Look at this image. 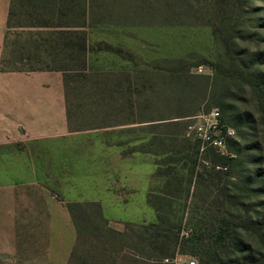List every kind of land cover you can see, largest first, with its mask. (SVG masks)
<instances>
[{
    "label": "rangeland",
    "instance_id": "374dc122",
    "mask_svg": "<svg viewBox=\"0 0 264 264\" xmlns=\"http://www.w3.org/2000/svg\"><path fill=\"white\" fill-rule=\"evenodd\" d=\"M138 1L140 11L137 20L146 21L152 27L140 31V42H146L150 47L149 52H154L146 54L149 58L145 60L146 63L161 68L188 66L190 73L200 79L188 83L186 88L182 85V90L186 92L190 87L200 88V94H206L204 100L200 101V109H206V113L217 109L234 130V137L226 142L228 154L222 156V162L225 159L228 162L227 171L214 174L198 161L190 177L187 174L189 168L181 171L177 166L172 173L176 172L177 182L173 175L155 178L154 164L164 160L163 156H139L129 161L133 144L135 149L144 144V151L149 149L150 136L147 132L150 127L145 124L137 128H124L119 134L117 131H107V134L104 133L105 138L109 137L107 142L99 135L102 131L84 132L108 121L101 120L98 106L87 105L85 94L92 91V85L71 83L67 92L71 124L74 129L84 130L63 137L53 147V155H56L53 159L63 164L60 168L68 167L69 180L67 184H26L18 187V253L10 259L0 256V264H47L44 261V220L48 200L62 203L101 200L105 214L113 218L109 226L122 230L121 220L145 224L155 221L153 208L147 204V194L150 190L157 191L159 186L167 184V180L170 184H198L192 198L186 203L177 202L183 208L178 239L192 240L198 248H206L218 240L219 234L225 239L229 236V253L220 255L221 264H264V95L257 89L259 80L264 82V0H242V8L234 22L222 21L217 17L219 7L210 0ZM223 6L230 9L229 5ZM210 23H215V28L208 25ZM3 62L6 68L14 65L12 61ZM137 62L141 66L143 60ZM241 71H245L244 75L239 73ZM94 79L90 78L89 81ZM96 79L99 81V78ZM51 81L52 92L48 95L55 96V79ZM29 83L20 74L0 73V113L3 110L9 112L14 105L24 101L21 98L24 94L20 91ZM217 100L223 102V109L214 106ZM169 102L174 104L178 101L172 98ZM116 103L119 105L120 101ZM228 105L231 110L227 109ZM116 114L111 116L114 118ZM122 115L119 114L115 120L112 118L110 122L121 121ZM104 143L107 145L104 146ZM108 144L112 146L108 147ZM115 145L123 150L121 167L119 157L111 153ZM153 146L151 150L162 152L161 142H155ZM181 146L184 144H177L178 148ZM205 160L214 165L210 160ZM115 169L121 170L119 176L114 175ZM58 175L67 174L60 172ZM104 176L108 181L104 182ZM154 197L151 196L150 201L157 204ZM183 204H186L185 207ZM76 213L84 234L79 253L85 252L109 264L112 260L114 264H119L120 254L116 252L119 245L115 246L118 242L111 243L106 235V241L101 239V243L94 239L88 230V227L95 225L93 216L86 209ZM218 241L216 244L225 243V240ZM102 242L109 244L107 248ZM179 245V240L174 248L170 245L173 255L168 259L181 256L193 260L195 264H202L186 248L180 254Z\"/></svg>",
    "mask_w": 264,
    "mask_h": 264
},
{
    "label": "crops",
    "instance_id": "0c3cea01",
    "mask_svg": "<svg viewBox=\"0 0 264 264\" xmlns=\"http://www.w3.org/2000/svg\"><path fill=\"white\" fill-rule=\"evenodd\" d=\"M29 1L0 0V61L14 62L6 71H2L0 65V73L20 74L31 83L21 88L23 102L14 105L9 112L3 110L0 113V256L6 259L16 257L18 253V187L26 184H67L68 167L60 168L63 164L54 161L53 147L63 137L84 130L74 129L68 116L64 73L42 69L31 62L80 60L85 62L82 72L85 75L120 77L132 72L127 68V62L148 60L146 54H154L149 52L146 42H140V31L152 27L146 21L137 20L140 11L138 0H32V5L27 4ZM32 12L35 15L29 16L28 13ZM18 61L30 64L19 65L16 64ZM51 78L55 79V96L48 95L52 92ZM102 124L84 132L102 131L99 135L107 142L109 137L104 136L107 131L119 134L124 128L145 125L136 121L124 123L122 120ZM111 146L108 144V147ZM113 149L111 153L119 157L121 167L122 147L115 145ZM149 155L153 157L149 152H131L129 161ZM60 172L67 175L59 176ZM113 172L119 176L121 170ZM72 203H97L104 218L113 221L105 214L101 200L63 203L48 200L44 220V261L47 264L68 263L76 240V230L67 209V205Z\"/></svg>",
    "mask_w": 264,
    "mask_h": 264
},
{
    "label": "trees",
    "instance_id": "16d2710c",
    "mask_svg": "<svg viewBox=\"0 0 264 264\" xmlns=\"http://www.w3.org/2000/svg\"><path fill=\"white\" fill-rule=\"evenodd\" d=\"M210 1L215 2L219 7L216 16H219L222 21L234 22V19L238 17L240 8H242L240 5L242 0ZM27 4L32 5L34 2L30 0ZM42 5L45 4L42 3ZM223 5H229L230 9L228 10L227 6ZM33 13H28V15L34 16L35 14ZM9 16L11 20V13ZM9 16L8 25L10 23ZM208 25L215 28L216 24L210 23ZM23 63L26 65L30 64V62H16L19 65ZM31 63L40 65L42 69L61 71L64 73L63 86L67 103V92L71 83L78 82V84L83 85L89 83L92 85L90 88L92 91L85 94L88 102L87 105L98 106V108L101 106L98 109V113L102 114L101 117L108 121L107 125L111 124L112 116L116 113L118 115L123 114L122 122L124 123L136 121L138 124H147L150 127L149 132H147L150 136L147 145L149 149L144 151L145 144L139 146L141 148L135 149L136 146L133 144L130 152H149L154 157H164V160L154 164L156 169L153 176L155 178L173 175L175 182H177L176 172L172 174L177 166H179V170L181 171L189 168V173L187 174L190 177L196 165H198V161L201 163L200 159L210 160L214 165L221 164L226 167L225 171H227V160L225 159L222 162L223 157L213 150L206 151L199 159L198 143L185 135L188 118L199 113L208 112L206 109H200V101L202 102L204 100L206 96L205 92L201 95L200 92L202 90L200 88L194 89L193 87H190L186 92L182 90V85L185 87V85L197 82L200 79L199 76L190 73L188 66L161 68L154 66L153 63H146L145 60H143L140 66L138 64L139 62L132 60L127 62V68L132 70L131 74H123V76L115 77L114 75H85L82 73L85 69V62L80 60H50L48 62L36 61ZM0 65L1 70L6 71L3 61H0ZM29 69L32 68L30 67ZM244 72L241 71L239 73H243L244 75ZM90 78L95 79L94 81H89ZM96 78H99V81ZM257 89L264 95L263 81L259 80ZM200 95L201 97H199ZM172 98L178 102L174 104L170 103L169 100ZM118 100L120 104L114 107L113 104L118 102ZM214 106L222 109L224 107L223 102L219 100L214 101ZM227 109L231 110L232 108L228 105ZM222 112L225 113L223 110ZM220 115L222 122L228 125L221 113ZM68 116L70 117L69 111ZM245 117L247 119V116ZM101 125H103L102 122ZM137 141H140V138H137ZM155 142H161L163 147L162 152L158 153L156 149H150L151 146L155 145ZM180 143H183L184 146L178 148L177 144ZM210 171L215 172L214 174L225 172ZM188 181H190V178ZM197 185L170 184L169 180H167V184L159 186L157 191L153 192L150 190L147 194V204L153 208L155 221L148 224L125 221L122 222V230H117L109 226V221L104 218L100 206L97 203L68 204L67 209L76 230V240L67 264H109L108 261L95 259L91 255H86L85 252L79 253L84 234L79 227L80 223L76 211L83 212L85 209L93 216L95 222V225L88 227L90 235L94 239H98L100 243L101 239L105 238V235L111 239V243L112 241L118 242L115 246L119 245V248H117L118 246L116 247L118 249L116 252L120 254L119 264H163L162 261L164 259H168V257H172L173 255L170 245H173L172 247L174 248L178 240L180 241V254L186 248L202 264H221L220 255H227L229 253V242L227 241H230L229 236L225 239L221 236L222 234H219L217 239L222 242L225 240V243L223 245L216 244L218 240H214L206 248H198L195 241L193 242L192 240L178 239L183 217V208L177 202L185 201L186 203L189 198H192L196 194ZM150 195L155 196L154 198L158 201L157 204L151 203ZM185 205L183 204L184 207ZM176 207L178 208L175 209ZM107 245L109 244L104 243L105 248H107ZM126 253L130 258H128ZM112 261L110 264H114Z\"/></svg>",
    "mask_w": 264,
    "mask_h": 264
},
{
    "label": "built area",
    "instance_id": "2783aa9c",
    "mask_svg": "<svg viewBox=\"0 0 264 264\" xmlns=\"http://www.w3.org/2000/svg\"><path fill=\"white\" fill-rule=\"evenodd\" d=\"M186 137L192 138L198 143L199 159L208 150H213L221 156H226V142L234 137V130L221 120V115L217 109L209 113H199L188 118L186 126ZM203 166L214 171H225L222 165H213L204 159H200ZM164 264H195L193 260L177 256L171 259H164Z\"/></svg>",
    "mask_w": 264,
    "mask_h": 264
}]
</instances>
